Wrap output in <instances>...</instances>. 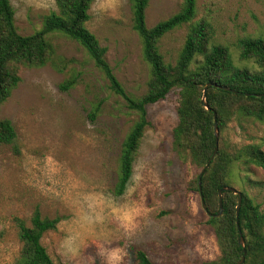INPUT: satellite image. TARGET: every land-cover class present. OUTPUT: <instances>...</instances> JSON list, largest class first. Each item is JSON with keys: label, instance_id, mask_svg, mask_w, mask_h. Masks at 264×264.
I'll use <instances>...</instances> for the list:
<instances>
[{"label": "rangeland", "instance_id": "obj_1", "mask_svg": "<svg viewBox=\"0 0 264 264\" xmlns=\"http://www.w3.org/2000/svg\"><path fill=\"white\" fill-rule=\"evenodd\" d=\"M19 34L39 31L56 10L55 0H10ZM184 0H151L146 25L155 27L177 14ZM195 21H210L216 42L238 60L237 44L264 38V0H196ZM87 28L107 49L106 60L126 93L147 92L150 67L133 30L132 0H95ZM188 26L165 36L160 51L175 63ZM58 57L69 62L20 67L22 81L1 107L13 124L20 154L0 146V264H15L21 243L15 219L30 225L34 211L60 217L42 244L55 264H135L133 248L154 264H201L220 251L201 197L191 189L201 169L179 160L172 147L178 123L179 89L148 106L150 126L122 196H115L122 145L137 114L109 89L86 51L62 35L50 37ZM244 63H241L243 65ZM249 65L253 66L252 63ZM75 85L61 89L63 82ZM99 107L96 117L95 107ZM230 151L257 144L264 150V124L234 121L222 135ZM231 187L245 192L264 212V170L235 166ZM162 212H167L161 216Z\"/></svg>", "mask_w": 264, "mask_h": 264}, {"label": "trees", "instance_id": "obj_2", "mask_svg": "<svg viewBox=\"0 0 264 264\" xmlns=\"http://www.w3.org/2000/svg\"><path fill=\"white\" fill-rule=\"evenodd\" d=\"M95 0H55L56 10L44 20L43 27L29 36L19 34L15 10L10 0H0V110L20 85V67L53 66L63 72L69 62L58 57L51 36L59 34L78 43L102 72L114 94L122 97L127 108L137 114L122 145L119 158L115 196H122L131 180L134 162L146 130L150 126L148 106L164 100L173 89H179L176 110L178 123L172 132V147L179 160L202 169L212 158L215 148V121L220 133L219 150L201 177L203 202L207 208V225L212 229L220 255L216 260L201 264H264V212L245 192L237 227L238 196L223 192V214L219 213V190L231 187L235 166H256L264 170V150L251 144L230 151L223 144L222 135L234 121H255L264 124V38L249 37L237 44L238 61L229 47L216 42L210 21H195L196 0H184L181 10L153 28L146 25V11L151 0H132L133 30L143 46L144 60L150 67L147 92L141 97L126 93L106 60L107 49L87 28L89 11ZM187 25L188 32L175 63L167 62L160 51L162 39ZM241 63H244L241 65ZM250 63L253 66L249 65ZM208 83L223 88L209 87ZM75 85L70 79L61 85L66 91ZM205 103L209 106L206 109ZM99 107H95L96 117ZM0 146H10L20 154L17 133L11 121L0 118ZM200 171V173H201ZM200 173L191 189L199 193ZM162 212L160 215H166ZM60 217H43L37 208L30 225L15 219L21 250L15 264H55L42 244L43 236L57 229ZM240 233L244 248L239 245ZM135 264H154L148 254L133 248Z\"/></svg>", "mask_w": 264, "mask_h": 264}, {"label": "water", "instance_id": "obj_3", "mask_svg": "<svg viewBox=\"0 0 264 264\" xmlns=\"http://www.w3.org/2000/svg\"><path fill=\"white\" fill-rule=\"evenodd\" d=\"M212 86L218 87V88H223L224 90L228 91V88L220 87V86H218L216 84H213V83H208L205 86V88H204V98H203L204 102H205V94H206L208 88L212 87ZM205 107H206V109H209V106L206 103H205ZM214 121H215L214 133H215V140H216V148H215V151H214V154H213L212 158L210 159L208 164L202 169V171L200 173L199 183H198L199 193H200L201 202H202V207H203V209L205 211L207 210V208H206V206H205V204L203 202L201 177L204 174V172L209 168L211 161L215 158V156H216V154H217V152L219 150V143H220V133H219V129H218V126H217L216 114H214ZM223 192H231V193H233V194L238 196V205H237V209H236V216H237V227H238V229H240L239 219L238 218H239L240 209H241L242 201H243L242 193L240 191L236 190L233 187H223L222 189H220L219 190V207H220V210H219V213L216 215V217H220L223 214V198H222ZM239 245L244 248V239H243L241 233H240ZM245 254L246 253H245V250H244V256H243V258L241 259V261L238 264H244Z\"/></svg>", "mask_w": 264, "mask_h": 264}]
</instances>
